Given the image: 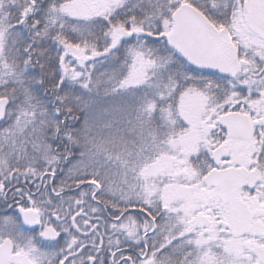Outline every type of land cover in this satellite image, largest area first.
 I'll use <instances>...</instances> for the list:
<instances>
[{
  "label": "snow or ice",
  "instance_id": "snow-or-ice-1",
  "mask_svg": "<svg viewBox=\"0 0 264 264\" xmlns=\"http://www.w3.org/2000/svg\"><path fill=\"white\" fill-rule=\"evenodd\" d=\"M0 264H264V0H0Z\"/></svg>",
  "mask_w": 264,
  "mask_h": 264
}]
</instances>
